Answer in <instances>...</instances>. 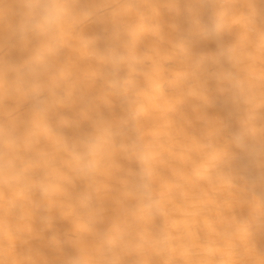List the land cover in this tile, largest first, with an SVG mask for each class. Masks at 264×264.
Masks as SVG:
<instances>
[{"label": "bare ground", "instance_id": "bare-ground-1", "mask_svg": "<svg viewBox=\"0 0 264 264\" xmlns=\"http://www.w3.org/2000/svg\"><path fill=\"white\" fill-rule=\"evenodd\" d=\"M18 4L0 0V128L22 137L28 187L0 184V264H264V180L227 141L243 126L264 141V0H93L90 20L47 41L23 36ZM211 17L247 86L239 101L203 67L220 47L190 20ZM40 83L47 121L29 108ZM58 133L88 137L83 155Z\"/></svg>", "mask_w": 264, "mask_h": 264}, {"label": "clouds", "instance_id": "clouds-1", "mask_svg": "<svg viewBox=\"0 0 264 264\" xmlns=\"http://www.w3.org/2000/svg\"><path fill=\"white\" fill-rule=\"evenodd\" d=\"M93 0H19L16 9V15L24 22L23 36L28 35L39 40H51L57 33V25L62 22L78 24L81 21L87 22L94 14ZM212 18V17H211ZM264 19V15L261 17ZM211 28L202 27L197 24L195 19H191L190 23L193 26L195 33L203 39L213 40L220 47V55L212 59L210 62L203 63L210 82H223L231 92L235 93L236 99L246 93L247 86L239 82L238 77L229 67L227 52L223 47L221 29L218 23L213 19ZM261 40H264V32L260 34ZM117 39V38H116ZM118 41V40H117ZM119 43V42H118ZM120 45V44H119ZM100 59L112 65L114 90L118 91L120 80L124 76V65L120 62L119 54L115 47L109 46L100 48ZM41 71L40 66L37 69V75ZM43 84L40 83L36 91L32 94L29 101L30 110L39 112L40 115L47 121V114L51 104L49 100L42 95ZM64 142L68 147L77 153L83 155L82 145L87 142L88 137H85L78 143H69L66 136L61 133ZM228 144L234 143L236 146L247 149L249 158L253 164L260 170L258 179L264 180V141H259L257 138L248 134L243 126L239 132H228ZM252 141V146L249 145ZM22 142V137L19 132L12 127L0 128V184L8 181L11 177H19L18 188H27L24 177L20 174V165L15 161L13 148ZM225 167L230 168V161L225 163ZM139 194L147 197L149 195L147 186L144 183L138 182ZM255 197V196H254ZM256 201V200H255ZM257 207L259 202L257 201ZM258 227L264 228V218L258 222ZM107 254L102 253L98 264H111L106 258ZM75 258L72 260V264Z\"/></svg>", "mask_w": 264, "mask_h": 264}]
</instances>
